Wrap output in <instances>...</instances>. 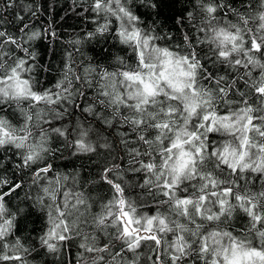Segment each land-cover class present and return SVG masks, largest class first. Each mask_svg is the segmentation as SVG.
Instances as JSON below:
<instances>
[{
    "label": "snow or ice",
    "instance_id": "obj_1",
    "mask_svg": "<svg viewBox=\"0 0 264 264\" xmlns=\"http://www.w3.org/2000/svg\"><path fill=\"white\" fill-rule=\"evenodd\" d=\"M0 264H264V0H0Z\"/></svg>",
    "mask_w": 264,
    "mask_h": 264
},
{
    "label": "trees",
    "instance_id": "obj_2",
    "mask_svg": "<svg viewBox=\"0 0 264 264\" xmlns=\"http://www.w3.org/2000/svg\"><path fill=\"white\" fill-rule=\"evenodd\" d=\"M69 23H74V21H69Z\"/></svg>",
    "mask_w": 264,
    "mask_h": 264
}]
</instances>
